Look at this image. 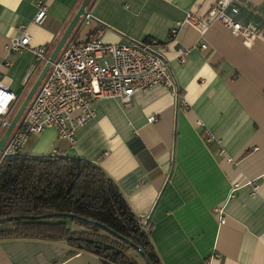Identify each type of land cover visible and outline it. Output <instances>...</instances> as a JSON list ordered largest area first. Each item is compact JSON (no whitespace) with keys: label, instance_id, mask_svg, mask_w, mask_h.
<instances>
[{"label":"crops","instance_id":"crops-1","mask_svg":"<svg viewBox=\"0 0 264 264\" xmlns=\"http://www.w3.org/2000/svg\"><path fill=\"white\" fill-rule=\"evenodd\" d=\"M35 1L0 0V78L15 95L12 112L42 64L30 51L7 53V40L23 26L30 46L45 47L48 56L82 0H50L41 25L33 23ZM238 1L224 13L255 26L251 42L207 16L215 0H92L91 23H80L86 33L78 38L79 24L67 43H82L93 30L106 44L157 41L175 92L154 86L135 94L129 107L94 101L95 117L76 130L73 144L49 129L31 135L22 151L98 164L152 223L162 264H264V0ZM188 12L209 18L205 36L183 26L170 38ZM134 139L143 146L135 154L128 147ZM67 253L63 242L0 239V264H101L87 253Z\"/></svg>","mask_w":264,"mask_h":264},{"label":"built area","instance_id":"built-area-1","mask_svg":"<svg viewBox=\"0 0 264 264\" xmlns=\"http://www.w3.org/2000/svg\"><path fill=\"white\" fill-rule=\"evenodd\" d=\"M49 1H35L33 23L41 25L45 21ZM235 3L239 1L215 0L207 16L219 21L233 35L251 42L255 26L235 22L224 13L225 8ZM233 10H236L235 6ZM208 19L197 18L188 12L182 21L174 25L170 38H174L177 30L183 26L194 29L204 37L210 24ZM81 22L89 25L90 15ZM20 28L21 35L9 38L4 46L5 51H30L35 62L42 64L47 58L46 48L30 46V37L23 26ZM200 49H207V45L201 44ZM164 53V45L157 41L106 44L99 30L91 31L82 43H67L8 137L0 153V161L22 153L31 135H39L49 129L73 144L76 130L89 124L95 117L94 101L118 99L123 107H129L135 94L154 86L175 92L174 79ZM188 53L189 50L182 53L180 63L185 62ZM14 100L15 95L0 78V126L3 130L11 119ZM153 120L149 118L147 121ZM205 134V142H211L212 136L207 131ZM236 188L237 185H234L231 192ZM224 222L225 218L221 217L220 224Z\"/></svg>","mask_w":264,"mask_h":264},{"label":"trees","instance_id":"trees-1","mask_svg":"<svg viewBox=\"0 0 264 264\" xmlns=\"http://www.w3.org/2000/svg\"><path fill=\"white\" fill-rule=\"evenodd\" d=\"M128 147L134 154L143 150L137 139ZM0 225L7 226L0 239L63 242L67 257L83 252L101 264H162L152 223L133 211L98 164L80 157L19 153L2 159Z\"/></svg>","mask_w":264,"mask_h":264},{"label":"water","instance_id":"water-1","mask_svg":"<svg viewBox=\"0 0 264 264\" xmlns=\"http://www.w3.org/2000/svg\"><path fill=\"white\" fill-rule=\"evenodd\" d=\"M92 0H82L77 11L71 18L70 22L68 23L66 29L64 30L63 34L61 35L60 39L50 52V54L47 56L46 60L42 63V68L37 75L36 79L34 80L33 84L31 85L30 89L28 90L27 94L17 107V109L13 112L11 119L7 126L5 127L4 131L2 132V135L0 136V153L2 152L4 145L18 124L20 118L22 117L24 111L30 104L33 96L35 95L37 89L39 88L40 84L42 83L44 77L50 70L53 62L56 60V58L59 56L61 50L68 42L70 36L72 35L74 29L81 23L82 19L88 15V7L90 5ZM150 217V216H149ZM149 217L147 221L149 220ZM137 251L142 254V251L137 248Z\"/></svg>","mask_w":264,"mask_h":264},{"label":"rangeland","instance_id":"rangeland-1","mask_svg":"<svg viewBox=\"0 0 264 264\" xmlns=\"http://www.w3.org/2000/svg\"><path fill=\"white\" fill-rule=\"evenodd\" d=\"M87 31V27L84 25V24H80L79 28H78V31H77V36L79 39H81L84 34L86 33ZM41 67V66H40ZM16 108V107H15ZM14 108V110H15ZM14 112V111H13ZM12 112V114H13ZM2 129V128H1ZM4 130L2 129L1 132H3ZM5 224V223H4ZM7 225V224H6ZM6 225H4V227H7Z\"/></svg>","mask_w":264,"mask_h":264}]
</instances>
